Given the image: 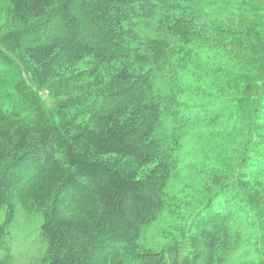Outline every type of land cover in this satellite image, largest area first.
Segmentation results:
<instances>
[{
	"label": "trees",
	"instance_id": "16d2710c",
	"mask_svg": "<svg viewBox=\"0 0 264 264\" xmlns=\"http://www.w3.org/2000/svg\"><path fill=\"white\" fill-rule=\"evenodd\" d=\"M4 1L10 24L0 33V264H12L11 231L33 212L40 224L31 264H109L110 258L118 264H214V240L226 220L218 224L223 217L211 214V204L193 223L186 220L165 249L134 255L142 227L163 211L161 193L173 168L170 151L179 134L162 129L163 113L177 132L191 122L182 112L194 109L173 107V93L152 91L153 74L186 64L188 40L248 45L261 76L230 75L242 87L228 101L249 117L252 138L238 144L237 168L244 166L245 146L264 152L261 0H239L250 19L243 17L236 28L230 19L190 21L164 11L162 40L144 50L125 44V27L133 18L143 23L155 17L151 0ZM204 2L213 8L238 5ZM208 174L213 186L224 188L217 196L249 208L264 234L261 181ZM97 254L100 261L93 263ZM255 254L254 264H264L263 248Z\"/></svg>",
	"mask_w": 264,
	"mask_h": 264
},
{
	"label": "rangeland",
	"instance_id": "374dc122",
	"mask_svg": "<svg viewBox=\"0 0 264 264\" xmlns=\"http://www.w3.org/2000/svg\"><path fill=\"white\" fill-rule=\"evenodd\" d=\"M151 2L156 5L155 17L143 23H137L135 18L131 19L130 26L125 27L126 45L144 50L154 41L162 40L163 28L160 29L158 24L164 19V11L190 21L230 19L235 28L240 19H250L239 0L238 5L237 2H229L226 8L206 6L207 2L204 0ZM260 4L263 18L260 22L264 24V0ZM7 8L5 1L0 0V33L10 24ZM164 44L167 45V42L164 41ZM184 46L190 51L187 63L178 64L173 72L168 69L155 72L152 91L161 97L173 93V107L194 104L192 112H182L181 115L183 120L190 119L191 122L175 132L178 125L165 114L166 111L163 113L162 129L179 134L170 151L169 163L173 168L161 193L163 211L142 227L134 255L156 253L165 249L175 240L177 231L187 227L186 220L189 224L193 223L206 214L205 209L211 204V214L223 217L218 224L226 220L217 233L218 237L214 238V245H218L213 250L214 264H254L259 259L255 254L257 249L264 250V234L259 225H256L255 213L245 205L222 200L224 196H217L224 188L213 186L208 173L217 170L230 180L244 183H252L257 178L262 183L260 207H264V152L253 151L252 146H245L248 150L246 153L243 150L242 158L246 157L247 160L244 166L237 168L240 152L238 144L252 138V134L249 133L248 115L234 107V103L228 102L233 97L240 96L242 87V83H232L230 75L252 72L259 77L261 74L255 64L251 63V52L244 42L240 49L235 44L232 47H212L200 40H188L184 42ZM40 94L46 105L51 107L53 102L47 90ZM235 181H231L230 185L235 184ZM3 213L0 212V224ZM34 214L33 212L27 218L19 219L11 231L8 247L12 264H31V260L37 256L38 247L34 236L40 220L31 217ZM109 253L111 252L106 251V254ZM166 256L165 261L168 260ZM110 259L109 264H118L117 259ZM98 261L100 254L94 257L93 263ZM126 262L137 264L131 260Z\"/></svg>",
	"mask_w": 264,
	"mask_h": 264
}]
</instances>
